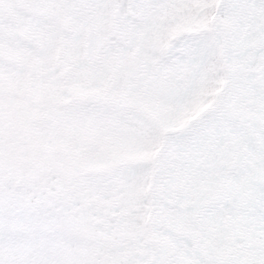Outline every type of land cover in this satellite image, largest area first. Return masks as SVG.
I'll use <instances>...</instances> for the list:
<instances>
[{
	"label": "snow or ice",
	"instance_id": "obj_1",
	"mask_svg": "<svg viewBox=\"0 0 264 264\" xmlns=\"http://www.w3.org/2000/svg\"><path fill=\"white\" fill-rule=\"evenodd\" d=\"M0 264H264V0H0Z\"/></svg>",
	"mask_w": 264,
	"mask_h": 264
}]
</instances>
